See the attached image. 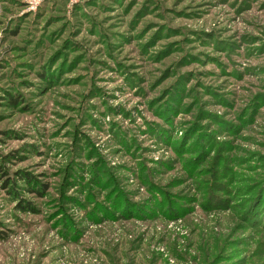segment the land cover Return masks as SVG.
Listing matches in <instances>:
<instances>
[{
  "label": "rangeland",
  "instance_id": "374dc122",
  "mask_svg": "<svg viewBox=\"0 0 264 264\" xmlns=\"http://www.w3.org/2000/svg\"><path fill=\"white\" fill-rule=\"evenodd\" d=\"M0 264H264V0H0Z\"/></svg>",
  "mask_w": 264,
  "mask_h": 264
}]
</instances>
